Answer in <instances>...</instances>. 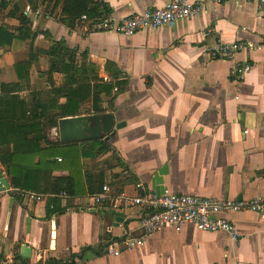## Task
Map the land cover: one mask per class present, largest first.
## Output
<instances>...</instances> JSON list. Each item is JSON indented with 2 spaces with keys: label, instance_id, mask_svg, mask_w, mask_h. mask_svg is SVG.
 <instances>
[{
  "label": "crops",
  "instance_id": "0c3cea01",
  "mask_svg": "<svg viewBox=\"0 0 264 264\" xmlns=\"http://www.w3.org/2000/svg\"><path fill=\"white\" fill-rule=\"evenodd\" d=\"M97 1L110 10L99 18L123 20L170 0ZM63 3L41 0L35 11L28 0H0V28L17 37L0 46V101L17 97L43 112V123L54 117L59 123L68 100L56 90L69 87L72 77L86 79L92 97L72 117L112 114L120 128L102 138L106 152L81 158L83 195L15 189L0 153L1 179L9 184H0V264H264V217L254 212L226 216L238 237L186 225L127 249L126 237L143 235V208L95 203L105 186L135 198L138 184L156 195L169 189L210 199L264 197V16L258 3H209L196 18L133 37L91 32L81 22L71 26ZM24 13L30 20L25 40L19 39ZM62 41L74 56L69 72L53 69L49 55ZM236 42L246 48L233 60L212 57L218 46ZM246 65L251 71L237 79L235 70ZM47 137L60 141L59 127ZM113 243L121 255L106 251Z\"/></svg>",
  "mask_w": 264,
  "mask_h": 264
},
{
  "label": "trees",
  "instance_id": "16d2710c",
  "mask_svg": "<svg viewBox=\"0 0 264 264\" xmlns=\"http://www.w3.org/2000/svg\"><path fill=\"white\" fill-rule=\"evenodd\" d=\"M31 8L37 10L41 0H28ZM63 3V19L73 26L81 22L82 16L99 18L108 15L110 10L97 0H58ZM44 2V1H43ZM25 25L20 30L19 39L25 40L30 33V20L24 13L21 18ZM6 28H0V46L11 45L16 39ZM53 69L63 66L65 71L73 69V54L66 48L65 42L56 43L50 51ZM69 60V63L67 62ZM30 65L20 67L28 68ZM18 68V66H17ZM75 84L78 87L73 88ZM112 90V88L110 89ZM56 94L65 97L68 102L62 109V119L74 118L79 107L92 97V86L87 80L79 81L72 77L70 86L59 88ZM96 98V97H94ZM98 102V98L95 99ZM43 112H33L17 97L0 101V153L1 162L6 167L11 184L15 189L32 193H46L55 196L83 195L81 187V158L104 153L108 150L103 139L82 141L80 143L52 142L47 137L48 129L58 128L57 118L43 123ZM11 146L13 149L11 150ZM9 147V148H8ZM8 148V149H7ZM62 162H59V158ZM70 171L69 177H55V172ZM49 210V214H51ZM53 213H55L53 211ZM61 264V262H50Z\"/></svg>",
  "mask_w": 264,
  "mask_h": 264
},
{
  "label": "built area",
  "instance_id": "2783aa9c",
  "mask_svg": "<svg viewBox=\"0 0 264 264\" xmlns=\"http://www.w3.org/2000/svg\"><path fill=\"white\" fill-rule=\"evenodd\" d=\"M232 0H170L163 8H149L141 13L134 14L123 20L114 17L91 19L84 15L81 23L91 32L117 33L126 37H133L145 30L158 29L172 25L179 21L193 19L199 16L207 4H222ZM260 6L264 16V0H253ZM40 14V11L37 12ZM246 47L241 43L220 45L213 52L212 57L221 60H233L236 54ZM251 71V66L239 67L235 70L237 79H243ZM139 194L129 198L124 193H117L105 186L103 191L95 196L98 206H108L118 210L125 206H141L145 211L139 219V229L143 235L139 238L128 236L122 244L127 249L142 246L145 239L165 228L177 231L186 225H191L204 232H228L238 237L236 226L227 219L231 213L254 212L264 217V197L251 200L210 199L193 195L177 194L169 189L156 195L149 193L143 184L137 185ZM116 244H111L106 251L115 256L121 255Z\"/></svg>",
  "mask_w": 264,
  "mask_h": 264
},
{
  "label": "water",
  "instance_id": "95a60500",
  "mask_svg": "<svg viewBox=\"0 0 264 264\" xmlns=\"http://www.w3.org/2000/svg\"><path fill=\"white\" fill-rule=\"evenodd\" d=\"M116 126L112 114L80 116L62 119L59 124V135L62 143H76L82 141L109 138ZM0 180L1 172H0ZM2 186L9 187L6 179L0 181Z\"/></svg>",
  "mask_w": 264,
  "mask_h": 264
}]
</instances>
